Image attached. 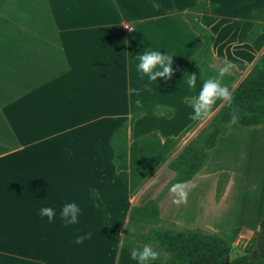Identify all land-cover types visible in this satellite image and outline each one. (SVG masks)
Instances as JSON below:
<instances>
[{
    "label": "crops",
    "instance_id": "0c3cea01",
    "mask_svg": "<svg viewBox=\"0 0 264 264\" xmlns=\"http://www.w3.org/2000/svg\"><path fill=\"white\" fill-rule=\"evenodd\" d=\"M200 1L0 0V264H138L122 244L129 212L158 196L149 189L152 182L186 142L132 193L130 172L117 168L111 139L136 112L141 114L128 125V147L151 131L162 139L178 136L194 121L188 99L206 80L196 76L189 89L186 79L193 74L189 57L203 39L185 13ZM206 1L198 13L214 35L210 64L232 65L234 89L264 52V0ZM257 22L263 26L249 39ZM145 51L173 57L169 80L140 78L138 55ZM129 87L145 90L130 96ZM224 103L217 100L213 111ZM157 107L171 108V116ZM232 124L200 172L213 177L214 166L232 169L223 161L226 142L235 141L223 143ZM195 176L176 184L188 193L199 187L193 226L186 222V203H174L181 189L172 193L173 186L158 201L159 217L185 228H213L220 215L217 181ZM204 185L211 186L207 203ZM70 203L80 209L79 222L65 226L60 212ZM46 207L55 211L52 221L39 214ZM89 233L90 239L75 243Z\"/></svg>",
    "mask_w": 264,
    "mask_h": 264
},
{
    "label": "trees",
    "instance_id": "16d2710c",
    "mask_svg": "<svg viewBox=\"0 0 264 264\" xmlns=\"http://www.w3.org/2000/svg\"><path fill=\"white\" fill-rule=\"evenodd\" d=\"M207 1L202 0L186 13L185 17L190 25L203 39L201 48L189 57L193 65V74L208 80L218 76L221 69L210 64L213 55L211 45L214 40L213 33L200 23L199 11L205 9ZM263 24L257 22L248 34L254 39L260 32ZM235 76L228 72L224 75L222 83L231 88ZM233 101L231 105L225 102L210 118L208 123L170 160L168 168L174 175L164 190L186 183L199 173L208 162L218 140L229 129L231 114L239 116L236 122L242 126L264 124V52L257 59L246 76L232 90ZM195 98L188 101L193 102ZM171 108L157 107V113L171 116ZM136 112L129 120L115 131L111 142L114 147V161L118 169H128L130 172L131 192L135 193L175 152L182 138L193 131L201 120H194L187 125L178 136H168L164 139L157 131H151L131 141L128 147V125L139 117ZM162 193L144 204L135 205L129 212L127 224L122 239L123 246L131 253L133 249L142 250L141 241L148 245H157L155 252L168 253L158 255V264H219L229 258L230 264H256L262 256H252L256 240L253 238L246 247V253L233 258L229 257V242L219 239L215 235L207 234L196 228L180 229H151L148 232H139V223H152L159 220L158 201ZM238 227L233 228L236 230ZM260 228L264 231V218L260 221Z\"/></svg>",
    "mask_w": 264,
    "mask_h": 264
},
{
    "label": "rangeland",
    "instance_id": "374dc122",
    "mask_svg": "<svg viewBox=\"0 0 264 264\" xmlns=\"http://www.w3.org/2000/svg\"><path fill=\"white\" fill-rule=\"evenodd\" d=\"M214 64L218 67H223L222 61L218 59L214 60ZM232 87L233 85L229 89L230 92L233 90ZM215 112L212 111L208 119L201 120L193 131L187 133L184 138H182L181 144L177 147H181L185 142L187 144L194 135L208 123ZM231 127V132L228 134L229 138H224L223 143L228 141V139L230 141H235L226 142L229 146L224 150L227 152V155H223V161L225 164H229L232 169H216L217 167L214 166L213 177L205 171L200 172L196 175L197 177H195L197 181L202 180L207 183L211 181L209 179L206 180L207 176L215 182L217 181L213 185V189L220 213L218 217L219 225H215L213 228L196 229H200L207 234L215 235L219 239L229 242V257L233 258L245 254L248 243L253 238L257 242V236L261 232L260 221L264 218V124L254 127L232 124ZM192 134L193 136L190 137ZM220 156H222V154ZM167 161L163 163L164 166ZM211 170L210 168L209 171ZM173 173L174 172L168 168V165L165 166L164 171L155 178L149 189L156 190L155 192L157 195L162 193V199L167 192L164 189L171 181L172 178L170 176H173ZM197 181H195L191 187H193ZM210 187L209 185H204L202 186L204 189L201 188L203 191V200H206V203L212 200L208 196L211 194L209 190ZM198 190L199 187L194 191L191 190L190 193L186 192L187 195L189 194L190 196V199H187L186 202V206L188 207V221H186L188 227H192V224H194L193 221H191V211L193 212L192 214L196 212L194 210V197L199 193ZM202 204H204L203 201ZM227 208H230V211H227ZM165 212L164 209V213ZM205 214L206 212L201 211V215L197 218V221L199 220V222L202 223L205 219V217H203ZM236 227L238 228L233 230V228ZM139 228V232L143 233L155 228L176 230L185 227L180 223L172 221L170 218L162 217L152 223H139ZM140 241L141 245H148L144 243L143 240ZM149 246L152 247L153 251L156 250L157 245L155 243H150ZM256 250L257 248L255 245L253 252ZM161 254H163L164 257L168 256L166 252L159 253V255ZM256 264H264V256L258 258Z\"/></svg>",
    "mask_w": 264,
    "mask_h": 264
},
{
    "label": "clouds",
    "instance_id": "9594fccd",
    "mask_svg": "<svg viewBox=\"0 0 264 264\" xmlns=\"http://www.w3.org/2000/svg\"><path fill=\"white\" fill-rule=\"evenodd\" d=\"M172 58L168 54H161V51H145L142 54L138 55L139 64L137 71L141 74V79L144 76L148 77L150 82L157 81V78H163L164 80H169L173 75V69L171 67ZM232 68L231 64L223 67L218 76L211 77L203 83V86L198 94L195 97L194 101L191 103L193 108V115L191 119L193 120H206L208 119L213 111V105L217 100L227 102L231 105L233 101V96L226 85L222 83L223 77L229 70ZM197 77L195 74H191L186 79V84L189 89H195ZM147 88V86H145ZM145 89L131 88L127 89V93L131 95L140 96L141 92ZM148 91H151V88H147ZM137 108H142L143 104L140 99L135 101ZM239 119V116L235 113L231 114V123H236ZM177 189H181L178 195L180 199L175 200L174 203H186L187 193L183 191L182 185H174L170 192L176 193ZM80 209L75 203H70L64 205L60 212L61 219L64 221L65 226L75 225L79 222L78 216ZM41 216H47L49 221H52L55 216L54 209L50 207L42 208L39 213ZM91 233L86 236H79L76 238V244H82L85 239H90ZM158 253L153 251L152 247L145 245L142 250L133 249L131 252V258L137 260L138 264H148L150 260H156L158 258Z\"/></svg>",
    "mask_w": 264,
    "mask_h": 264
},
{
    "label": "water",
    "instance_id": "95a60500",
    "mask_svg": "<svg viewBox=\"0 0 264 264\" xmlns=\"http://www.w3.org/2000/svg\"><path fill=\"white\" fill-rule=\"evenodd\" d=\"M256 248L257 250L252 253V256H262L264 254V231L261 230V232L257 236V242H256ZM219 264H230L229 258H225L224 261H222Z\"/></svg>",
    "mask_w": 264,
    "mask_h": 264
},
{
    "label": "built area",
    "instance_id": "2783aa9c",
    "mask_svg": "<svg viewBox=\"0 0 264 264\" xmlns=\"http://www.w3.org/2000/svg\"><path fill=\"white\" fill-rule=\"evenodd\" d=\"M127 27H130V26H127Z\"/></svg>",
    "mask_w": 264,
    "mask_h": 264
}]
</instances>
